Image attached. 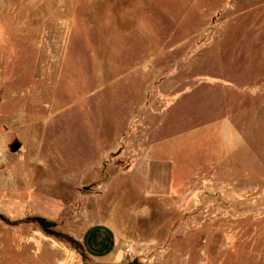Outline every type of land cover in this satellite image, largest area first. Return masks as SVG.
<instances>
[{
  "label": "rangeland",
  "instance_id": "rangeland-1",
  "mask_svg": "<svg viewBox=\"0 0 264 264\" xmlns=\"http://www.w3.org/2000/svg\"><path fill=\"white\" fill-rule=\"evenodd\" d=\"M94 224L264 264V0H0V264H102Z\"/></svg>",
  "mask_w": 264,
  "mask_h": 264
},
{
  "label": "crops",
  "instance_id": "crops-1",
  "mask_svg": "<svg viewBox=\"0 0 264 264\" xmlns=\"http://www.w3.org/2000/svg\"><path fill=\"white\" fill-rule=\"evenodd\" d=\"M41 152V151H40ZM88 255L102 264H115L123 258L116 231L108 224L90 226L82 237Z\"/></svg>",
  "mask_w": 264,
  "mask_h": 264
},
{
  "label": "trees",
  "instance_id": "trees-1",
  "mask_svg": "<svg viewBox=\"0 0 264 264\" xmlns=\"http://www.w3.org/2000/svg\"><path fill=\"white\" fill-rule=\"evenodd\" d=\"M2 219H4V220L7 221V218L2 217ZM30 219H32L33 221L37 222V223L41 226V228H42L43 230L47 231V232H51V229H52L53 227L56 226L55 223H53V222L47 220L46 218H42V217H34V218H30ZM79 251H80V253L83 254L84 256H85V255H88V253H87V251H86V249H85V247H84L83 244H80V245H79ZM88 256H89V255H88Z\"/></svg>",
  "mask_w": 264,
  "mask_h": 264
},
{
  "label": "water",
  "instance_id": "water-1",
  "mask_svg": "<svg viewBox=\"0 0 264 264\" xmlns=\"http://www.w3.org/2000/svg\"><path fill=\"white\" fill-rule=\"evenodd\" d=\"M20 148H21L20 142H16L11 146L12 152H17ZM127 264H141V263L137 261H131V262H128Z\"/></svg>",
  "mask_w": 264,
  "mask_h": 264
},
{
  "label": "built area",
  "instance_id": "built-area-1",
  "mask_svg": "<svg viewBox=\"0 0 264 264\" xmlns=\"http://www.w3.org/2000/svg\"><path fill=\"white\" fill-rule=\"evenodd\" d=\"M131 255H132L131 247H130V246H127L126 249H125V254H124V256H125L127 259H130V258H131Z\"/></svg>",
  "mask_w": 264,
  "mask_h": 264
}]
</instances>
